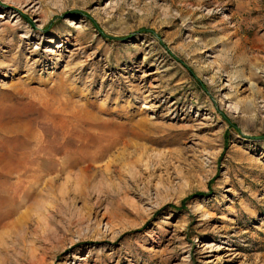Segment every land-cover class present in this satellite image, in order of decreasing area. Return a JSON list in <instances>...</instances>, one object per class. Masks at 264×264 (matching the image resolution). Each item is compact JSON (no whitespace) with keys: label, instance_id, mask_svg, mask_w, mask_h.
Instances as JSON below:
<instances>
[{"label":"rangeland","instance_id":"374dc122","mask_svg":"<svg viewBox=\"0 0 264 264\" xmlns=\"http://www.w3.org/2000/svg\"><path fill=\"white\" fill-rule=\"evenodd\" d=\"M0 264H264V0H0Z\"/></svg>","mask_w":264,"mask_h":264}]
</instances>
